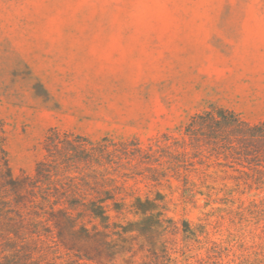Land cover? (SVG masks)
<instances>
[{
	"label": "rangeland",
	"instance_id": "obj_1",
	"mask_svg": "<svg viewBox=\"0 0 264 264\" xmlns=\"http://www.w3.org/2000/svg\"><path fill=\"white\" fill-rule=\"evenodd\" d=\"M212 103L264 122V0H0V119L17 178L33 176L50 129L148 143ZM241 229L252 251L264 244V222Z\"/></svg>",
	"mask_w": 264,
	"mask_h": 264
},
{
	"label": "trees",
	"instance_id": "obj_2",
	"mask_svg": "<svg viewBox=\"0 0 264 264\" xmlns=\"http://www.w3.org/2000/svg\"><path fill=\"white\" fill-rule=\"evenodd\" d=\"M7 143L0 119V264H264L241 229L264 222V122L212 103L148 143L50 129L23 178Z\"/></svg>",
	"mask_w": 264,
	"mask_h": 264
}]
</instances>
